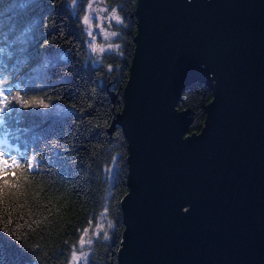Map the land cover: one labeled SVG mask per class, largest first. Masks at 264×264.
I'll return each mask as SVG.
<instances>
[{
  "label": "water",
  "instance_id": "1",
  "mask_svg": "<svg viewBox=\"0 0 264 264\" xmlns=\"http://www.w3.org/2000/svg\"><path fill=\"white\" fill-rule=\"evenodd\" d=\"M136 15L119 264H264V0H138ZM197 82L213 97L188 134L177 104Z\"/></svg>",
  "mask_w": 264,
  "mask_h": 264
},
{
  "label": "trees",
  "instance_id": "2",
  "mask_svg": "<svg viewBox=\"0 0 264 264\" xmlns=\"http://www.w3.org/2000/svg\"><path fill=\"white\" fill-rule=\"evenodd\" d=\"M20 1L0 0V90L9 101L0 115V151L24 165L0 174L9 181V196L0 193V264H68L81 229L102 212L110 227L93 241L88 264H119L129 188L128 142L117 115L138 0H105L124 23L120 49L97 65L88 59L80 18L87 0H78L75 12L68 0ZM212 97L207 82L181 93L177 108L189 112L188 134L204 127ZM33 99L38 103L23 106ZM59 105L72 110L57 113Z\"/></svg>",
  "mask_w": 264,
  "mask_h": 264
},
{
  "label": "rangeland",
  "instance_id": "3",
  "mask_svg": "<svg viewBox=\"0 0 264 264\" xmlns=\"http://www.w3.org/2000/svg\"><path fill=\"white\" fill-rule=\"evenodd\" d=\"M26 1L27 0H22L18 4H23ZM77 3L78 0H68V4L74 12ZM113 8H115L119 13L117 6H111L105 0H87L84 4L82 13L80 14V18L86 35V45H87V53H88L87 56L88 59L94 65L100 63L103 54L110 52H117L108 49L106 46L110 43L119 44L118 36L116 37L109 36L107 40L104 38L106 32L117 31L119 33L118 28L121 25H116L115 22L111 20V16H110V13ZM101 9H105V11H101ZM86 16L88 17V20L91 24L90 29L88 24L84 23V18ZM93 42L105 46V51L98 54L92 53L90 51V45ZM69 110H72V108L65 105H59L57 113L65 112ZM30 162H31V168L34 169L36 167L35 162L33 161V159H31ZM109 227H110V222L105 212H102L94 222H90L88 225L83 227L80 231V235L76 243L73 245L68 264H88V257L93 241L101 234L106 235L107 229ZM86 228L88 229V231L87 234L85 235L84 230ZM81 236L84 237L85 241L90 240L91 243L86 242L83 245H81L79 242ZM73 253H75L78 257H80L77 261L72 260Z\"/></svg>",
  "mask_w": 264,
  "mask_h": 264
},
{
  "label": "snow or ice",
  "instance_id": "4",
  "mask_svg": "<svg viewBox=\"0 0 264 264\" xmlns=\"http://www.w3.org/2000/svg\"><path fill=\"white\" fill-rule=\"evenodd\" d=\"M87 20H88V17H85L86 22H87ZM17 99H19V98H17ZM37 103H38V101H36L35 99H33L32 101H23V106L28 107L30 104H37ZM42 106L44 108L48 107L47 104H43ZM8 107H9L8 96L4 93L3 90H0V115L5 113L8 110ZM26 163L28 164V168L30 169L31 168V162L26 161ZM9 165H11L13 167V169H20V168L24 167V165L20 164L17 159L11 158V157L7 156V154L5 152L0 151V174L7 172ZM27 170L28 169H25V172H27ZM8 185H9L8 179H6L2 175H0V193H3V195L5 197L9 196ZM13 186H15V185H13ZM11 195L15 196L16 193H12ZM36 195H39V193H37ZM5 203H7V200H5ZM87 231H88V229L86 228L84 230L85 235L87 234ZM79 242L81 245H83L86 242L91 243L90 240L85 241L83 236H81ZM79 258L80 257H78L75 253H73V256H72L73 261H77Z\"/></svg>",
  "mask_w": 264,
  "mask_h": 264
},
{
  "label": "clouds",
  "instance_id": "5",
  "mask_svg": "<svg viewBox=\"0 0 264 264\" xmlns=\"http://www.w3.org/2000/svg\"><path fill=\"white\" fill-rule=\"evenodd\" d=\"M188 2H191V0H188ZM206 2H207V0H206ZM101 11H105V9H101ZM110 16H111V20L114 21L116 25H122L124 23L122 16L118 13V11L115 8L112 9V11L110 13ZM84 23L88 24L89 29L91 28V24H90L89 20H87V22H86L85 18H84ZM118 35H119V33L117 31H110V32H106L105 33V37L104 38L107 40L109 36L116 37ZM106 47L108 49L113 50V51H118L120 49L121 45L118 44V43H114V44L110 43ZM90 51L92 53H97V54L98 53H102V52L105 51V46H102L100 44H96L95 42H93L90 45ZM201 67H203V65ZM209 75H210V78H211V73ZM189 210H190V206H185V207H183L181 209V212L186 214Z\"/></svg>",
  "mask_w": 264,
  "mask_h": 264
}]
</instances>
